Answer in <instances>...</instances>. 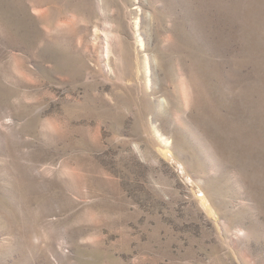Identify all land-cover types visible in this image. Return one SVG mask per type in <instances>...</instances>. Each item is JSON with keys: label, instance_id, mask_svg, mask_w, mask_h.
I'll use <instances>...</instances> for the list:
<instances>
[{"label": "rangeland", "instance_id": "374dc122", "mask_svg": "<svg viewBox=\"0 0 264 264\" xmlns=\"http://www.w3.org/2000/svg\"><path fill=\"white\" fill-rule=\"evenodd\" d=\"M0 264H264V0H0Z\"/></svg>", "mask_w": 264, "mask_h": 264}, {"label": "bare ground", "instance_id": "6f19581e", "mask_svg": "<svg viewBox=\"0 0 264 264\" xmlns=\"http://www.w3.org/2000/svg\"><path fill=\"white\" fill-rule=\"evenodd\" d=\"M95 34H96V37H99L98 32H95ZM104 39H105V44L107 45L108 44V38H107V36H104Z\"/></svg>", "mask_w": 264, "mask_h": 264}]
</instances>
